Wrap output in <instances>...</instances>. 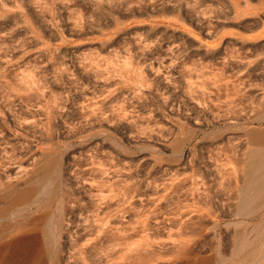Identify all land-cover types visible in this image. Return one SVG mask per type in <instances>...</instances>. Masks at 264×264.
I'll use <instances>...</instances> for the list:
<instances>
[{
  "label": "rangeland",
  "instance_id": "rangeland-1",
  "mask_svg": "<svg viewBox=\"0 0 264 264\" xmlns=\"http://www.w3.org/2000/svg\"><path fill=\"white\" fill-rule=\"evenodd\" d=\"M260 132L264 0H0V193L56 166L61 224L0 264H264Z\"/></svg>",
  "mask_w": 264,
  "mask_h": 264
},
{
  "label": "bare ground",
  "instance_id": "bare-ground-1",
  "mask_svg": "<svg viewBox=\"0 0 264 264\" xmlns=\"http://www.w3.org/2000/svg\"><path fill=\"white\" fill-rule=\"evenodd\" d=\"M251 139L262 146L251 149L250 159L247 161V177L240 199L241 206L247 209L255 207L258 201L264 200V132L252 134ZM55 167L51 164L42 168L25 186L10 184L4 192L0 193V248L10 244V248L13 245L17 247L14 252L18 249L20 254L19 249L24 250L25 253H22V256L25 255L23 259L27 262L37 260L40 257L39 252L45 248L51 249L61 227L53 208L55 199L59 195V174ZM30 202H36L35 209L31 213L28 211L25 215L21 205ZM62 228L66 229L64 225ZM3 235L8 237L6 241L1 239ZM0 256H2L1 261H6L7 257H9L8 260L12 258V255Z\"/></svg>",
  "mask_w": 264,
  "mask_h": 264
}]
</instances>
